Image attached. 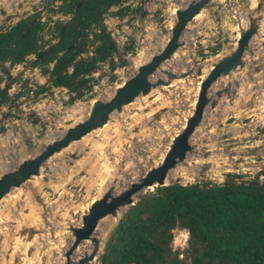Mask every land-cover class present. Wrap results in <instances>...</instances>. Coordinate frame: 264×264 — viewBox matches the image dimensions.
Instances as JSON below:
<instances>
[{
  "label": "water",
  "instance_id": "95a60500",
  "mask_svg": "<svg viewBox=\"0 0 264 264\" xmlns=\"http://www.w3.org/2000/svg\"><path fill=\"white\" fill-rule=\"evenodd\" d=\"M255 4L258 7L257 13H251L250 18L245 20L246 30H236L238 40L232 49L204 63L192 65L189 69L182 68L184 74H177L178 69H170L166 64L183 44L180 42L181 31L198 14V10L180 12L169 43L159 54L140 64L136 70L137 74L113 94L103 100L98 98L93 101L85 119L65 128L59 139L55 138L46 143L42 151L30 155L31 158L21 157L17 169L6 168L5 162L9 158L4 153L0 154V264H101L100 258L114 230L128 209L134 206L142 195L147 194L149 189L181 185L180 179H170L171 175L177 176L181 171L195 170L199 176L196 181L211 183V178L215 177L205 178L204 175L214 171L217 160H221L217 169L229 174L224 178L219 177L223 183L264 188V181L231 176L237 173L239 166L264 170V162L241 164L237 170L230 168L232 161L240 156L247 159L264 157V144L256 147L245 146L244 139H238L244 132L234 135L227 132L226 128L221 129L217 136L213 134L218 124L225 125L237 112L243 117L255 111L264 115V0H257ZM9 18L11 16L7 15V11L0 12V23ZM68 69L69 67L59 74L58 78L67 73ZM194 72L197 76L194 79L198 84L194 111L185 118L184 128L172 138L158 166L151 167L142 177H136L127 186L124 181L128 179L121 177L120 172L112 177L86 213L79 215L80 220L75 222L76 226L75 219H69L68 211L60 212L56 216H51L49 211L39 215L32 214L30 203L26 201V197L29 198L25 188L30 184L34 185L32 182L38 178L43 180L45 166L56 155H60L72 144H89L93 140L84 139L107 125L113 129L116 125L119 127V121L126 116L124 108L128 106L125 110H129L137 100L146 98L158 87H169L174 81L188 78ZM166 111L168 110L162 109L154 115V119H158V116ZM115 114H119V117H115ZM117 138L113 136L108 142L100 141L97 147L101 144L109 145L112 154L116 153L118 160H121L122 150L120 147L113 148ZM120 141L117 143L120 144ZM102 150L105 151L104 146ZM88 152L89 147L85 149V153ZM74 153L70 152V159H82V153ZM192 163L193 167L190 165ZM84 175L86 174L81 173L79 177ZM40 186L41 184L38 187ZM67 189L80 191L81 195L85 193V189L79 190L77 186L69 185ZM9 198H15L12 200V206L3 210L1 204ZM107 218L114 219L115 228L107 242H104L106 231L100 224ZM61 225L65 227L63 230L60 229ZM54 234L58 236L54 238ZM64 237L65 246H69L66 253L54 246L55 240Z\"/></svg>",
  "mask_w": 264,
  "mask_h": 264
},
{
  "label": "flooded vegetation",
  "instance_id": "af4514ba",
  "mask_svg": "<svg viewBox=\"0 0 264 264\" xmlns=\"http://www.w3.org/2000/svg\"><path fill=\"white\" fill-rule=\"evenodd\" d=\"M105 1L0 0V12L7 11L11 16L0 23V36L7 38L4 41L6 55L0 60V137L10 149L5 153L9 158L5 162L11 167L9 169H17L25 144L31 149L41 134L58 120L66 123L78 120L83 115L80 109L87 105L91 107L98 98L103 100L110 96L137 74L140 64L134 63L140 56L150 54L144 59L149 61L159 54L172 39V29L180 12L198 10L181 31L180 42L183 44L169 62L181 51L182 55L188 52L193 57V65H199L216 57L222 48L224 51L232 49L238 40L237 31L246 30L245 20L251 13H257L258 8L257 0H115L105 12ZM199 17L203 18L202 23L193 31L194 43L189 47L192 36L189 27ZM79 20L83 21V27H78V38L74 40L75 36L66 43V48L61 49L64 33ZM211 28L215 33L208 37ZM27 47L32 50L23 55ZM207 53L211 56H206ZM68 67V72L58 78ZM177 69V74L185 73L181 68ZM194 78H197L196 72L182 80L193 79L197 84ZM121 80L124 81L119 83ZM249 114L239 122L243 127L254 128L256 135L248 139L244 132L239 141H264V124L257 120L263 114L257 111ZM233 115L231 119L235 120L239 114ZM64 127L67 125L56 129L57 139ZM113 136L121 138L119 133ZM93 139L100 142L96 137ZM39 151L42 149L26 157L31 158ZM246 160L245 156H240L232 161L230 168L237 170L241 164L256 162ZM218 162L221 160L216 161L213 172L204 175L205 178L215 177L208 184L221 185L223 181L216 180V176H229L217 169ZM231 176L264 181V170L239 166L237 173ZM73 219L76 226L80 216ZM64 228V225L60 226V229ZM57 236L53 235L54 238ZM65 240L66 237L54 241V246L62 253L69 249Z\"/></svg>",
  "mask_w": 264,
  "mask_h": 264
},
{
  "label": "rangeland",
  "instance_id": "374dc122",
  "mask_svg": "<svg viewBox=\"0 0 264 264\" xmlns=\"http://www.w3.org/2000/svg\"><path fill=\"white\" fill-rule=\"evenodd\" d=\"M109 18L110 17H108L107 20H109ZM202 19V17H199L190 25L189 33H191V35L193 34V31L201 25ZM207 33L209 37L211 33H215V30L211 28ZM190 38L189 47H193V35ZM191 51L190 48V52ZM225 51L228 50L225 49ZM220 53H224L223 48L220 50ZM149 55L150 54H147L146 57L140 56L139 60L135 62L134 65L137 66L142 64ZM206 56H211V53H207ZM177 63L179 66H177ZM191 65H193V57H190L188 52H185L182 55L181 51L176 54L172 61L166 64L170 69H177V67L181 69L188 68ZM122 81L124 80H121L119 83ZM197 91V84L193 79L174 81L172 86L163 89L159 88L146 98H140L134 105H131L129 110L125 111V118L122 119L121 122L119 121L120 132L118 126H116L115 129L110 128L111 130H115V132L112 131L109 134V137L115 135L114 133L117 131L121 136V139H119L121 140L120 144L117 143V145L115 143L116 145H113V148L116 147L118 149L120 147V150H122L121 160H118L119 157L116 153L113 152L112 154L109 145H104L105 151L102 150V145L99 147L102 151L97 147V143L99 142L95 141L93 138H97L99 133L97 135L91 134L88 138H85L86 141L93 139L89 144H72L69 149H65L60 155H56L54 159L45 166L44 175L42 177L43 180H38V178L34 183V185L36 184L35 186L30 184L25 188L26 196L29 198L27 199L26 197V201H29L30 203L33 210L32 214L39 215L42 214V212L46 213L49 211L51 216H56L60 212L65 213L68 211L69 219H73L82 213H86L90 204L99 197L100 193L106 188L112 177L117 176L119 172L121 173V177L128 179L127 181H124L125 186H127L131 181H134L136 177H142L151 167L158 166L167 152L168 144L172 138L178 131H181L184 128L185 118L193 113L197 99ZM89 108L90 106L87 105L83 109H80L81 112L83 111V115L78 117V120L72 119L68 123L58 120L53 126L50 125L47 132L41 134L40 138L33 144L31 149L28 148L30 145L27 146V144H25L21 157H25L31 152L42 149L46 143L55 139L56 136H58L56 129L60 130V125L66 124L68 127V125L70 126L71 124L80 121L82 117L84 119ZM162 109H167L168 111L159 115V119L155 120L154 115L160 113ZM235 114L239 113L237 112ZM241 115L242 114L239 116L236 115L235 120L231 119L227 121L225 125L218 124V128H215L213 134L217 136L221 133V129L223 130L226 128L227 132H231L234 135L246 132L247 138L252 139L253 136L256 135V130L254 128H247L245 125V127H243L239 122L243 117ZM71 118H74V115L73 117L71 116ZM257 120H262V123H260L264 124V115ZM231 121L233 122L231 123ZM136 130L138 131L135 132ZM100 141L103 143L108 142L103 139ZM243 144L249 147H256L264 144V141ZM87 147H89V152L85 153ZM8 149L9 148H7L1 136L0 154H5L8 152ZM5 150L7 151L5 152ZM74 151L82 153V159L78 161L68 159L67 154ZM250 160L264 162V157L254 159L249 158L246 161L249 162ZM17 161L18 157H16V162ZM120 161L121 165H119ZM190 165L191 167L194 166L193 163ZM186 166H189V164H186ZM5 167L11 168L6 164ZM81 173L86 175L79 177V174ZM219 177L221 176H216V180H218ZM224 177L223 174V178ZM198 178L199 176L196 174L195 170L193 172L181 171L177 176L171 175L170 177L173 181L180 179L181 185L197 184L198 181L196 180H198ZM40 184L41 186L38 187ZM69 185L77 186L79 187V190L85 189V193L81 195L80 191H71L70 189H67V186ZM150 191H153V189L148 190V192ZM14 199L15 198H9V200L4 201L1 204V208L3 210L10 209L12 206V200ZM100 227L106 231L104 242H107V239L115 228V221L112 218H107L104 222H101ZM172 232L173 249L175 248L179 250L183 241V229L175 228Z\"/></svg>",
  "mask_w": 264,
  "mask_h": 264
},
{
  "label": "trees",
  "instance_id": "16d2710c",
  "mask_svg": "<svg viewBox=\"0 0 264 264\" xmlns=\"http://www.w3.org/2000/svg\"><path fill=\"white\" fill-rule=\"evenodd\" d=\"M105 2L107 12L115 0ZM78 27L82 20L66 30L61 49L78 38ZM6 39L0 36V60ZM31 50L25 48L23 55ZM175 228L188 233L179 250L172 246ZM100 262L264 264V188L228 183L157 187L128 209Z\"/></svg>",
  "mask_w": 264,
  "mask_h": 264
},
{
  "label": "bare ground",
  "instance_id": "6f19581e",
  "mask_svg": "<svg viewBox=\"0 0 264 264\" xmlns=\"http://www.w3.org/2000/svg\"><path fill=\"white\" fill-rule=\"evenodd\" d=\"M128 107V106H127ZM127 107L126 108H124L123 110H124V112L126 111L125 109H127ZM115 117H119V114H115ZM117 126V125H116ZM115 132V130H111L110 129V126L109 125H107V126H105V127H103L102 129H100V130H97V131H94V132H92V133H90L88 136H87V138L91 135V134H93V135H97L98 133H99V135L97 136V139H99V140H101V139H103V140H106V141H108L109 139H110V137H109V134L111 133V132ZM114 134H118V131L116 132V133H114ZM119 139H120V137L119 138H117L116 140H115V142L116 141H119ZM85 140V139H84ZM93 140V139H92ZM117 143V142H116ZM102 146H104L103 144H101ZM101 145H98V147H100ZM74 146V145H73ZM69 149V148H68ZM115 151H117V150H115ZM36 182V180L34 181V182H32V183H35Z\"/></svg>",
  "mask_w": 264,
  "mask_h": 264
},
{
  "label": "built area",
  "instance_id": "2783aa9c",
  "mask_svg": "<svg viewBox=\"0 0 264 264\" xmlns=\"http://www.w3.org/2000/svg\"><path fill=\"white\" fill-rule=\"evenodd\" d=\"M183 233H184V235H183V241H182L181 247H179V248H183L185 246L187 240H188V233L185 230H183ZM174 250H175V248H174ZM181 257L182 256L180 255V258Z\"/></svg>",
  "mask_w": 264,
  "mask_h": 264
}]
</instances>
